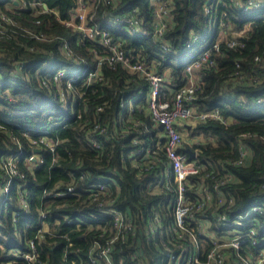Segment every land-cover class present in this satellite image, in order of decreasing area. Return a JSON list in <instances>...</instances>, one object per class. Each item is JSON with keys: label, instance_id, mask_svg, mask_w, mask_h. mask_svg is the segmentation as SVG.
Listing matches in <instances>:
<instances>
[{"label": "trees", "instance_id": "trees-1", "mask_svg": "<svg viewBox=\"0 0 264 264\" xmlns=\"http://www.w3.org/2000/svg\"><path fill=\"white\" fill-rule=\"evenodd\" d=\"M162 1L170 4V17L161 35L149 0H116L111 6L95 3L94 19L108 29L112 42L130 61L155 64L157 72L179 86L187 82V41L204 31L218 41V50L212 49L208 57L211 64L204 62L194 69L200 77L194 105L199 111L218 108L230 122H195L186 131L197 142L178 151L196 152L195 159L204 168L184 181L192 186L186 190L192 203L199 202L195 198L200 187L212 196L219 190L225 201L232 200L192 212L207 223L206 236L198 237L199 261L205 262L213 237L244 234L252 223L259 232V245L242 249L255 257L263 247L264 214H252L241 220L242 225L229 228L215 216L241 217L264 202V102H256L264 97V20L258 17L264 8L243 13L234 3L219 0L207 14L208 0ZM76 2L3 0L0 4V262H6L5 256L14 248L30 252L29 241L40 264H69L72 258L84 261L94 241L104 243L108 238L112 221L101 213L112 208L130 221L135 232L111 244L114 264H173L181 248L194 244L188 233L196 232V226L186 219L182 230L169 227L174 221L171 199L177 184L171 183L170 189L164 186L168 179L163 174V152L131 157L132 151L158 141L159 130L147 108L149 86L121 63L109 65V52L98 39H82L78 30L63 24ZM34 3L44 4L48 11L38 13L39 7H31ZM134 8L143 22L154 21V39L149 25L145 31L151 36L143 38L131 37L124 25L108 24L109 17ZM230 41L235 45L228 46ZM59 70L65 71L62 80L54 75ZM88 73L94 76L87 78ZM235 73L246 76L247 85L235 79ZM72 77L77 82L67 81ZM44 130L49 137L44 142L33 143L23 134ZM92 139L98 147H92ZM7 156L12 157L14 168L4 164ZM96 182L106 190L85 192ZM6 184L9 190L1 195ZM69 186H74L73 195L65 191ZM53 192L64 195L45 196ZM22 201L28 208L22 207ZM225 256V264L240 263L231 248Z\"/></svg>", "mask_w": 264, "mask_h": 264}, {"label": "built area", "instance_id": "built-area-1", "mask_svg": "<svg viewBox=\"0 0 264 264\" xmlns=\"http://www.w3.org/2000/svg\"><path fill=\"white\" fill-rule=\"evenodd\" d=\"M116 0H77L76 6L71 12L70 19L64 21L63 24L67 27H71L74 30H78L81 33L82 39L95 40L98 39L99 43L103 45L109 52L106 61L109 65H113L116 62L122 64L124 68L132 75L138 76L146 82L149 86L148 102L147 108L151 117V120L155 125L162 126V128L157 133L158 141L152 145H147L145 148L141 147L132 151V159L142 157L146 158L152 152L156 150H161L166 160V165L164 167L163 174L168 179L164 184L168 189H170L171 183L177 184V188L173 191L171 209L173 212V224H171L170 229L176 231L177 229H183L185 220L193 222L196 226V232L188 233L194 244L192 247H183L177 252L176 258L173 264H225L226 256L225 250L231 248L235 256L240 258L239 264H264V237L261 238L263 242V247L260 248L257 255L254 257L252 251H247L242 249L247 244H250L253 248H256L259 244L257 237L259 232L254 228V224L250 225L244 234H236L231 238H214L213 237V248L208 252L205 262L201 263L198 259V249L200 245L198 244L199 236H206L205 227L207 223L204 221L197 220V215H192V212L202 210L206 205L214 203L216 206H222L225 204L232 203V200L225 201V197L219 190H216V196H212L211 192L207 188L202 189L201 187L197 190L196 198L199 202L192 203V198L188 197L186 190L192 188L189 184L184 185V181L187 180L189 175L198 174L204 168H201L196 161V152H194V157L189 159L185 151L179 152L178 150L181 146H184V141L182 140V133L192 128L197 121L206 120H217L222 124H228L229 119L222 118L218 108H211L203 111L197 110L194 105V100L196 92L198 90V82L200 80L199 73L194 71L204 62H208V57L212 49L218 50V41L213 42L210 38L208 32L204 31L202 33L194 35L190 40L187 41L185 47L190 51L187 53L186 58L192 59V61H185L184 71L187 74V82L183 86H179L174 82V79H165L164 75L156 71L155 64L143 63L140 61H130L125 57L122 51L118 48L117 44L112 42L108 29L99 26L98 22L94 19V4H103L106 6H111L115 4ZM152 9V18L154 20V14L156 20L160 21V27L156 29L157 35H161L164 28L166 27V19L170 17V4L162 0H149ZM239 6L241 12L243 13H253L264 8V1L260 0H247L246 2H241L239 0H228ZM3 0H0V4ZM219 0H208V6L205 7V12L210 14ZM212 3V4H211ZM6 4V3H5ZM31 7H39L38 13H43L48 11L46 6L41 3L31 4ZM23 8H27L23 5ZM264 20V11L258 16ZM108 24H121L124 25L128 30H130V36H140L149 35L145 30L147 28L145 25H149L151 31L153 32L154 39V21L151 23H144L143 19L138 12V9H131L129 12L123 13L120 16H114L108 18ZM249 23L244 26L245 30L239 32L243 35L247 31ZM235 45L232 41L228 43V46ZM134 60V59H132ZM208 63L211 64L209 61ZM54 75L62 78L66 77L64 70L57 71ZM94 74L88 73L87 78L93 77ZM235 79L243 82L246 76H240L237 73L234 75ZM252 80H256L254 76ZM69 83L77 82V79L72 77L67 80ZM244 83V82H243ZM245 84V83H244ZM247 85V84H245ZM257 103L264 102V97L258 98ZM120 122H122V115H120ZM185 130V131H184ZM47 131L44 130L40 133L31 131H25L24 136L32 137V142L36 141L44 142L47 137ZM16 139L14 138V141ZM196 137H192L190 143H196ZM136 143L134 139L132 141ZM92 147H98L95 140H90ZM186 149V148H185ZM186 153V154H185ZM242 158H244V153L242 152ZM12 157H4V164L10 165L11 168L15 167L14 163H11ZM29 160H35L32 157ZM225 178L230 179L228 175ZM202 185V184H201ZM217 186V184L215 185ZM74 186H69L65 189L67 194H74ZM9 190L8 184L4 187L1 195L7 193ZM90 190L103 191L106 190V186L100 182L93 183L86 186L85 192ZM61 192L45 193L48 198H55L63 196ZM2 200V198H1ZM24 209L28 208L25 201L20 203ZM195 210V211H194ZM105 216H110L112 221V226L109 229L108 238L105 239L104 243L94 241L92 243V249L87 254V259L84 261L77 262L76 259L72 258L69 264H114L111 255V244L115 241H120L124 239L125 234L134 236V230L130 228V221L125 220L124 217L112 208L103 209ZM249 212L244 216H235L232 219L225 214H218L215 216L217 222L222 226H240L241 220L249 217L252 214L263 215L264 214V202L260 204L253 205L249 208ZM70 222V221H68ZM238 223V224H237ZM29 226V225H27ZM152 224L150 223V227ZM193 226L191 225V228ZM152 229V227L150 228ZM148 231L145 232V239L149 241ZM121 240V241H122ZM258 244V245H257ZM30 252H23L18 248H14L11 252L6 255V262H0V264H15L18 261H24L26 264H40L41 260L36 252V247L32 241L28 242ZM72 244L69 243V246ZM170 250V249H168ZM171 253H175L172 249ZM243 251L245 256L240 253ZM71 253H74L71 252ZM77 255V252L75 253Z\"/></svg>", "mask_w": 264, "mask_h": 264}, {"label": "rangeland", "instance_id": "rangeland-1", "mask_svg": "<svg viewBox=\"0 0 264 264\" xmlns=\"http://www.w3.org/2000/svg\"><path fill=\"white\" fill-rule=\"evenodd\" d=\"M145 23V22H144ZM111 25H117V24H111ZM50 62H48V64H49ZM141 93L142 92H140V93H138V96H140L141 95ZM138 96H136V97H134L133 98V100L132 101H134ZM131 101V102H132ZM131 102L129 103V105H131ZM185 131V130H184ZM182 133V140L184 141V143L185 144H188V143H190V141L189 140H191L192 139V137H189L188 136V134H187V131H185V132H181ZM188 145H190V144H188ZM35 149V148H34ZM185 149V148H184ZM187 149V148H186ZM35 150H37V148L35 149ZM9 157V156H8ZM2 198H3V196H2ZM27 225H29L28 223H26ZM238 224V223H237ZM242 225V224H241ZM229 227H234V225L233 226H226L225 228H229ZM239 234H240V232H238ZM241 234H243V233H241Z\"/></svg>", "mask_w": 264, "mask_h": 264}, {"label": "water", "instance_id": "water-1", "mask_svg": "<svg viewBox=\"0 0 264 264\" xmlns=\"http://www.w3.org/2000/svg\"><path fill=\"white\" fill-rule=\"evenodd\" d=\"M162 128V126H159V130ZM35 151H39L38 149ZM184 151L187 153L188 158L192 159L194 157V151L190 150V149H184Z\"/></svg>", "mask_w": 264, "mask_h": 264}, {"label": "bare ground", "instance_id": "bare-ground-1", "mask_svg": "<svg viewBox=\"0 0 264 264\" xmlns=\"http://www.w3.org/2000/svg\"><path fill=\"white\" fill-rule=\"evenodd\" d=\"M140 37L146 38V37H150V36L149 35H140ZM185 61H192V59L186 58Z\"/></svg>", "mask_w": 264, "mask_h": 264}, {"label": "crops", "instance_id": "crops-1", "mask_svg": "<svg viewBox=\"0 0 264 264\" xmlns=\"http://www.w3.org/2000/svg\"><path fill=\"white\" fill-rule=\"evenodd\" d=\"M158 130H159V126H158Z\"/></svg>", "mask_w": 264, "mask_h": 264}]
</instances>
